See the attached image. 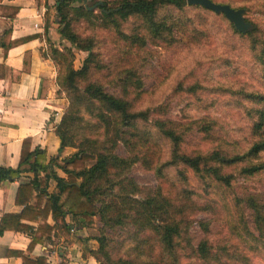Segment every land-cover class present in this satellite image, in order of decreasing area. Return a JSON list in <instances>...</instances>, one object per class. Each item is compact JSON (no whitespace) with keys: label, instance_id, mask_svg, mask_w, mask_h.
Here are the masks:
<instances>
[{"label":"trees","instance_id":"trees-1","mask_svg":"<svg viewBox=\"0 0 264 264\" xmlns=\"http://www.w3.org/2000/svg\"><path fill=\"white\" fill-rule=\"evenodd\" d=\"M215 4L241 9L230 3ZM95 7L99 17L86 0H55L62 50L48 43L43 55L61 66L56 93L65 97L67 107L54 128L60 150L71 148L76 152L69 158H52L47 163L44 152H30L29 142H23L18 168H0V183L31 175L15 197V204L23 210L19 215L3 218L0 236L8 229L4 224L15 221L13 229L26 228L31 233L30 251L53 229L68 231L72 225L90 228L97 221L101 224L97 248L89 254L98 264H251L249 255L264 257V193L245 192L239 197L233 193L229 230L235 242L231 247L214 248L205 237L193 245L189 230L194 216L211 210L212 196L220 189L230 195L234 171L246 179L264 173V160H258L264 155V96L240 92L230 95H240V99L255 107L253 130L260 138L248 150L242 154L218 149L188 153L182 146L192 126L210 138L214 124H179L161 118L163 114H158V109L135 110L129 96H140L142 83L132 70L117 73L111 82L117 94L107 93L101 80L107 66L93 53L91 40L81 39L71 24L75 18L101 29L112 28L125 43L142 49L146 41L154 46H170L184 36L170 11L191 7L214 13L188 6L186 0H117L113 9L106 2H98ZM214 15L227 23L233 35L247 42L249 53L255 55L264 74V42L257 39L258 29L249 22L252 30L239 33L222 14ZM129 19L139 22L143 36L121 34V25ZM66 43L69 46H64ZM73 49L88 53L79 70L72 65ZM228 91L218 89L222 96ZM120 150L124 151L123 156L118 153ZM88 163L92 165L87 166ZM136 164L154 172L160 183L170 181L173 193L160 187L140 188L129 176ZM50 181L55 183L53 193L48 192ZM49 216L53 226L47 225ZM67 218L71 223L67 224ZM20 220H30L37 227L34 230L21 226ZM198 226L204 236L209 233L207 222H198ZM107 230L126 232L129 247L125 254H114L115 240ZM19 257L21 264H44L43 259L31 260L21 254Z\"/></svg>","mask_w":264,"mask_h":264},{"label":"rangeland","instance_id":"rangeland-1","mask_svg":"<svg viewBox=\"0 0 264 264\" xmlns=\"http://www.w3.org/2000/svg\"><path fill=\"white\" fill-rule=\"evenodd\" d=\"M116 1L86 0V4L99 17L100 13L95 7L98 2H106L107 7L113 9ZM213 1L230 3L234 8L244 9L245 19L258 29L257 39L264 42V0ZM73 6L79 5L73 4ZM170 14L176 19L178 28L184 31V36L178 37V42L170 46L164 43L154 46L146 41L142 49L125 43L112 28L101 29L75 18L72 19L71 24L73 31L81 39L91 40L93 53H96L107 66L108 71H105L101 77L107 93L117 94L111 83L116 80L117 73L122 70H132L136 72L142 83L140 96L135 98L133 95L129 96L135 110L158 109L159 111L156 112L163 114L161 118L179 124H197L203 121L214 124L210 138L193 125L184 137L182 149L186 152L206 153L218 149L231 154L244 153L260 138L253 130L255 118L252 111L255 107L252 103L240 99V95H230L233 92H240V94L255 93L264 96V74L255 60V55L249 53L245 40L233 35L227 23L210 12L185 7L183 11H170ZM120 31L125 36H132L135 33L139 36L144 34L135 19L123 23ZM64 46L69 44L66 43ZM72 54L73 68L79 70L88 53L73 49ZM57 67L59 71L61 66ZM218 89L229 91L227 95L222 96L218 93ZM57 96L65 100L63 114L67 101L63 95ZM118 153L124 155L123 150ZM258 160H264V155ZM91 165V163L87 164V166ZM129 176L144 190L160 187L164 191L169 190L170 194L173 193L170 181L164 180L160 183L154 172L145 170L139 164L133 166ZM191 184L196 186L194 180H191ZM245 192L264 193V173L246 179L234 171L230 195H224L223 190L220 189L212 196L211 210L200 212L193 217V224L189 229L191 243L196 245L205 237L214 248L231 247L235 240L229 230V222L231 223V215H233L230 202L233 193L239 197ZM198 222L208 223L209 233L206 236L201 233ZM100 226L101 224L95 221L90 227L91 234L95 238L99 237ZM107 233L115 240V243H112V246H116L114 254H125L129 247V243L125 241L126 232L107 230ZM249 259L251 264H264L263 255L251 254Z\"/></svg>","mask_w":264,"mask_h":264},{"label":"crops","instance_id":"crops-1","mask_svg":"<svg viewBox=\"0 0 264 264\" xmlns=\"http://www.w3.org/2000/svg\"><path fill=\"white\" fill-rule=\"evenodd\" d=\"M55 0H0V168L16 170L24 141L29 151L38 149L46 161L71 157L75 150H60L54 128L59 123L65 100L57 96V65L43 53L51 44L61 49ZM49 43V44H48ZM60 177H64L58 172ZM27 176L0 183V224L5 216H16L23 210L15 204L19 187ZM49 193L55 183L49 182ZM67 224L71 223L66 219ZM21 226L37 224L20 220ZM54 222L49 216L47 225ZM0 236V264H21L19 254L44 264H98L89 251L97 248L90 228L72 226L68 231L53 229L49 237L30 251L32 238L26 228L7 222Z\"/></svg>","mask_w":264,"mask_h":264},{"label":"water","instance_id":"water-1","mask_svg":"<svg viewBox=\"0 0 264 264\" xmlns=\"http://www.w3.org/2000/svg\"><path fill=\"white\" fill-rule=\"evenodd\" d=\"M188 6H199L213 12L216 15L222 14L239 33H246L252 30V25L245 19V11L234 10L226 5H219L210 0H186Z\"/></svg>","mask_w":264,"mask_h":264}]
</instances>
